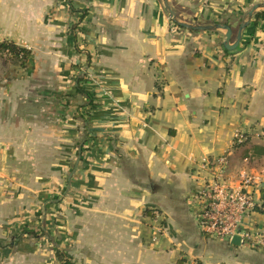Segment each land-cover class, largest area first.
<instances>
[{
	"label": "crops",
	"instance_id": "obj_1",
	"mask_svg": "<svg viewBox=\"0 0 264 264\" xmlns=\"http://www.w3.org/2000/svg\"><path fill=\"white\" fill-rule=\"evenodd\" d=\"M166 1L181 22L227 23L231 44L248 25L229 52L225 32L177 28L161 0H0V43L30 54L25 66L0 55V193L42 158L53 181L75 182L84 203L65 251L55 245L67 264H264L204 237L187 201L193 162L219 157L230 181L260 177L264 200V155L252 150L264 148V19L253 21L264 0ZM237 134L247 143L235 148ZM12 211L0 210V264H42L7 250L23 224ZM263 226L257 211L240 228Z\"/></svg>",
	"mask_w": 264,
	"mask_h": 264
},
{
	"label": "rangeland",
	"instance_id": "obj_2",
	"mask_svg": "<svg viewBox=\"0 0 264 264\" xmlns=\"http://www.w3.org/2000/svg\"><path fill=\"white\" fill-rule=\"evenodd\" d=\"M192 23L197 24L198 22L193 20ZM76 65L74 68H76L81 82L83 81L81 84L83 85L86 63L83 60L81 64ZM43 153H45L44 155L49 154L42 151ZM47 161L46 158H42L39 162H34V168L29 166V169L28 165L25 168L22 167L20 177L23 179L19 184L18 191H10L7 195L0 193V197H2L0 198V210H19L16 215L13 214V211L10 212V215H13L10 217H18L23 223L20 228L22 231H17L20 232L17 236L18 239L10 242L7 250L37 251L42 264H52L49 257L55 258L57 251L55 245L65 251V246L68 244L65 223L78 213L77 210H80V206L84 203L77 196L75 182L72 184L65 182L68 176L64 175L59 182L53 181L54 172L52 168H49ZM29 165H32V162ZM37 165L40 167L37 168ZM241 174L254 176L243 172L238 174L236 181L231 182H237ZM8 188L10 189V187ZM71 189H73L72 194H70ZM90 201L87 203L89 204ZM42 229L45 233L42 232ZM64 261L66 262V259ZM67 262L69 261L67 260ZM56 264L62 263L56 261Z\"/></svg>",
	"mask_w": 264,
	"mask_h": 264
},
{
	"label": "built area",
	"instance_id": "obj_3",
	"mask_svg": "<svg viewBox=\"0 0 264 264\" xmlns=\"http://www.w3.org/2000/svg\"><path fill=\"white\" fill-rule=\"evenodd\" d=\"M246 141L245 134H237L232 144L235 147ZM193 163V186L187 201L200 233L209 240L227 243L239 237L242 244L264 254V226L253 234L240 228L245 217L264 211L260 177L241 174L237 182L229 181L225 158L212 161L203 159ZM150 222L156 230L153 237V242H156L162 227L158 216Z\"/></svg>",
	"mask_w": 264,
	"mask_h": 264
},
{
	"label": "water",
	"instance_id": "obj_4",
	"mask_svg": "<svg viewBox=\"0 0 264 264\" xmlns=\"http://www.w3.org/2000/svg\"><path fill=\"white\" fill-rule=\"evenodd\" d=\"M163 7L165 9V11L167 12L169 19L171 20L172 23L176 24L177 26L192 31V32H206V31H223L225 32V40H224V44H223V48L226 51H233L237 48L240 39H241V33L244 30V28L247 27L248 22H244L238 29L237 34H236V39L234 43H230L231 42V38H232V29L229 26H225V25H221V24H214V25H198V24H191V23H187V22H181L177 16L172 12V10L169 8L168 3L166 0H161ZM258 8L255 7L253 8V10H256ZM264 8V6L262 7ZM252 10V11H253ZM252 11L249 13L248 17L252 16ZM230 244L232 246H240L241 240L239 237H234L231 241Z\"/></svg>",
	"mask_w": 264,
	"mask_h": 264
},
{
	"label": "trees",
	"instance_id": "obj_5",
	"mask_svg": "<svg viewBox=\"0 0 264 264\" xmlns=\"http://www.w3.org/2000/svg\"><path fill=\"white\" fill-rule=\"evenodd\" d=\"M260 19H264V11L260 12V13H256L254 15V17H253V21H257V20H260ZM216 24H221V23L216 22ZM173 25L175 27H177V28L183 29V28L177 26L174 23H173ZM221 25L227 26L228 24L227 23H222ZM3 53L11 55L12 58H14L16 61H18L20 63L21 66H25L26 65L25 63H27L28 60L30 59V54L27 51H25L24 49H20V48L14 46L13 44L7 43V42H1L0 43V55L3 54ZM79 85H80V81L78 83V88L77 89H79L78 91L81 93V92H83V90L80 89ZM246 143H247V141H246ZM245 144L235 146V148L241 147V146H243ZM252 150L256 154L264 155V148L256 147V148H253ZM144 216L150 217L149 216V212H145ZM56 256H57L58 261H60L62 264H67L64 261L63 255H62V253L60 251H58V250L56 251Z\"/></svg>",
	"mask_w": 264,
	"mask_h": 264
}]
</instances>
